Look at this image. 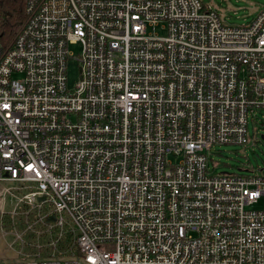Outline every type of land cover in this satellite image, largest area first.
Wrapping results in <instances>:
<instances>
[{
  "label": "built area",
  "instance_id": "2783aa9c",
  "mask_svg": "<svg viewBox=\"0 0 264 264\" xmlns=\"http://www.w3.org/2000/svg\"><path fill=\"white\" fill-rule=\"evenodd\" d=\"M25 12L0 41V264H264L263 168L212 173L206 153L249 142L264 108V10L240 25L202 0Z\"/></svg>",
  "mask_w": 264,
  "mask_h": 264
},
{
  "label": "rangeland",
  "instance_id": "374dc122",
  "mask_svg": "<svg viewBox=\"0 0 264 264\" xmlns=\"http://www.w3.org/2000/svg\"><path fill=\"white\" fill-rule=\"evenodd\" d=\"M206 7L216 9L224 21L232 25H240L253 20L264 10V0H202ZM78 53L79 47L72 48ZM69 85L72 86L79 78V64L76 60H69ZM247 143L215 144L207 150L208 167L212 173L240 172L239 169L249 171L264 170V108L252 112L248 118ZM9 209V205H5ZM3 241L0 239V249Z\"/></svg>",
  "mask_w": 264,
  "mask_h": 264
},
{
  "label": "trees",
  "instance_id": "16d2710c",
  "mask_svg": "<svg viewBox=\"0 0 264 264\" xmlns=\"http://www.w3.org/2000/svg\"><path fill=\"white\" fill-rule=\"evenodd\" d=\"M27 0H0V41L9 43L23 24Z\"/></svg>",
  "mask_w": 264,
  "mask_h": 264
},
{
  "label": "water",
  "instance_id": "95a60500",
  "mask_svg": "<svg viewBox=\"0 0 264 264\" xmlns=\"http://www.w3.org/2000/svg\"><path fill=\"white\" fill-rule=\"evenodd\" d=\"M262 138H264V135H262ZM242 170H243V169H241V168L239 169V171H242ZM246 170H248V169H245V171H246Z\"/></svg>",
  "mask_w": 264,
  "mask_h": 264
}]
</instances>
